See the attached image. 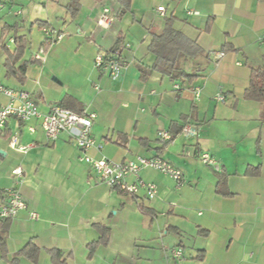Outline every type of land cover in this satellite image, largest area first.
Masks as SVG:
<instances>
[{
  "label": "crops",
  "instance_id": "obj_1",
  "mask_svg": "<svg viewBox=\"0 0 264 264\" xmlns=\"http://www.w3.org/2000/svg\"><path fill=\"white\" fill-rule=\"evenodd\" d=\"M71 1L0 0V84L33 93L45 114L66 97L74 99L70 110L96 113L92 135L101 149H92V158L127 162L160 157L180 169L187 183L179 188L169 176L145 169L140 177L157 186L155 199H149L145 190L136 196L120 193L96 184L91 165L81 160L67 134L49 140L39 120L18 127L11 119L0 131V204L5 192L14 188L28 210L0 224L7 247V260L0 255V264H11L30 242L41 249L37 264H52L48 254L52 249L62 251L68 264H264V103L244 98L251 70L264 67V0H151L154 21L161 20L159 29H147L148 39L143 29L127 35L138 45L130 69L118 81L94 68L99 50L113 49L126 39L115 24L110 29L97 25L103 8L118 1L81 0L78 18L61 29L51 27V18L64 12L62 20L68 17ZM188 10L199 14L189 16ZM170 16L176 19L175 29L210 59L206 72L193 83H174L156 72L142 77V70L154 62L147 51L151 37L162 32ZM41 25L63 33L62 41L66 33L76 40L64 48L74 54L75 74L84 77L81 92L62 94L53 104L44 95L36 98L49 60L48 47L45 62L33 58L44 44ZM16 38L26 48L15 64L17 70L25 67L22 77L5 66L3 47L13 52L16 45L10 40ZM228 45L240 51L225 52ZM218 52L224 57L215 64L211 56ZM186 67L191 71V65ZM177 84L180 90L175 89ZM8 102L0 95V108ZM174 124L189 126L194 134L185 135L182 129L174 136L178 129L172 128ZM18 131L20 143L31 146L27 154L10 147V138ZM160 131L172 134L173 142L162 143ZM203 155L214 165L205 164ZM17 169L22 170L21 177L13 174ZM30 212L38 219H30ZM99 227L110 230L109 241L89 258V245L102 235ZM179 249L183 255L175 257ZM17 264L33 263L19 258Z\"/></svg>",
  "mask_w": 264,
  "mask_h": 264
},
{
  "label": "built area",
  "instance_id": "obj_2",
  "mask_svg": "<svg viewBox=\"0 0 264 264\" xmlns=\"http://www.w3.org/2000/svg\"><path fill=\"white\" fill-rule=\"evenodd\" d=\"M2 8V6H0ZM158 12L165 13L164 7H158ZM22 12H18L21 15ZM189 16L198 15V12L188 10ZM117 19V15L105 7L99 16L97 25L102 29H110ZM44 44L38 52L33 54L35 60L46 61V48L52 45L59 44L63 36H56L53 29L47 27L43 29ZM264 43V35L261 39ZM14 44V39L10 40ZM130 50L129 45L123 44L121 47H115L108 51L99 50L95 56L94 68L103 77H107L112 81L122 79L128 72L131 62L125 57V51ZM212 61L217 64L223 59L224 53H213ZM97 91L100 86L95 87ZM176 90H180V86L175 85ZM0 95L9 99V102L0 108V131L7 128L11 119H15L18 127L22 123L32 120H39L45 136L49 140H57L62 134H67L73 141L76 148L81 153V160L91 165L96 174V184H101L109 187L112 190H117L120 193L136 196L141 190H145L147 197L151 200L158 195V188L154 183H146L141 177L142 170L151 169L156 172L169 176L174 180L177 187L181 188L187 183L184 173L161 159L160 157H138L134 161L114 162L106 157L94 159L89 152L92 149H101L92 135V129L97 114L94 112L76 113L70 109L64 108L61 105H55L51 108L48 114L42 113L34 100L33 93L26 90H14L0 84ZM200 90L197 89L196 96L199 97ZM223 100V98H219ZM34 131L33 129L31 130ZM185 135L194 134L191 127L186 126L182 131ZM20 133H14L9 141L10 147L19 153L27 154L31 149L29 145L20 143ZM159 140L164 143H172L173 137L166 131H160L158 134ZM205 164L214 165L213 160L208 155H203ZM14 175L22 176V170L17 169L13 172ZM134 177L136 183H129V179ZM28 210V204L23 198L21 192L17 189H9L5 192V199L0 204V223L3 221H11L18 218L20 213ZM30 219L37 220L38 215L35 212H30ZM175 257L183 255L182 250L174 251Z\"/></svg>",
  "mask_w": 264,
  "mask_h": 264
},
{
  "label": "trees",
  "instance_id": "obj_3",
  "mask_svg": "<svg viewBox=\"0 0 264 264\" xmlns=\"http://www.w3.org/2000/svg\"><path fill=\"white\" fill-rule=\"evenodd\" d=\"M12 1V0H10ZM81 0H72L67 5V14L72 21H74L81 11ZM98 3H102L108 0H93ZM119 4L118 18L129 12L132 8L133 0H117ZM177 1V0H169ZM66 22V21H65ZM176 19L172 16L166 18L164 29L159 34H153L148 45V53L154 56V62L150 67H145L142 70V77L145 79L150 72H156L163 77H168L172 82L177 83H193L200 78V75L206 72L209 64L208 55L200 48V46L184 35L182 32L175 29ZM42 28H47L46 25H41ZM212 26V21L208 23L207 30L209 31ZM56 36H60L63 33L54 30ZM16 49L11 52L8 48L3 47L6 54L7 60L5 66L9 73H21V77L25 75V67L17 70L15 64L24 56L25 45L21 38L14 39ZM223 50L226 51H237L231 45L225 46ZM187 65H191V71H187ZM244 98L249 102L264 103V67L258 69H252L250 75L249 87L245 91ZM72 97H66L60 104L62 107L70 109L68 104L73 102ZM79 113V112H78ZM82 113V112H81ZM174 124L172 128L177 127ZM178 128V127H177ZM182 127L178 128L173 133L175 136L182 131ZM172 135V134H171ZM172 135L173 139L175 138ZM168 145V144H167ZM258 171V169H257ZM252 172H249L251 174ZM255 174H258L257 172ZM220 184V183H219ZM223 183L221 182V185ZM220 187V185H219ZM226 196H230L227 194ZM9 221H3L5 224ZM0 223V224H1ZM102 235L100 240L89 245V258L95 254L97 248L100 245H105L109 241L110 230L105 227H99ZM201 234H206L205 231H201ZM41 249L38 248L33 242L26 245L21 251H19L14 259L11 260V264H17L19 258H26L33 264L39 262ZM51 257L52 264H68L64 258L62 251L58 249H52L48 251ZM0 255L1 258H7V247L4 237L0 234ZM204 258V255L199 259Z\"/></svg>",
  "mask_w": 264,
  "mask_h": 264
},
{
  "label": "rangeland",
  "instance_id": "obj_4",
  "mask_svg": "<svg viewBox=\"0 0 264 264\" xmlns=\"http://www.w3.org/2000/svg\"><path fill=\"white\" fill-rule=\"evenodd\" d=\"M106 6L110 10L114 11L115 15L119 12V4L116 2L114 4L111 2ZM153 8L154 5L151 0H134L131 10L122 15L120 18H117L114 22L115 25L113 24L114 29H123L124 36H126L125 41L117 43L115 47H121L123 46V44H125L126 46H130V50L125 51V57H127L129 62H131V65L133 63L135 56L134 52L136 51L138 44L136 43L137 41L134 42L131 40V38L127 39V35H131V37H133V29H143L145 31V34H147L148 39L149 29H159L158 25L161 20H158L157 23L154 21L156 18V14ZM60 12L63 13V10H60ZM178 14L183 18L184 15L181 12H179ZM64 15L65 12L62 14V16ZM62 16L59 18H57L56 16L54 18H51V27L55 29H61L65 26V21L67 22V24L71 23L72 20L70 19V17H65L64 21L62 20ZM59 19L62 21H58ZM39 35L41 38L44 37L43 33H40ZM68 41L76 42L74 38L71 39L70 35H67L66 33L61 44L52 45L47 48V58L49 60L48 63H45V66L47 68L44 73L43 80L39 83V87L36 90V98L39 99L38 96L44 95L46 101L52 102L53 104L59 102V98H61L60 96H62V94L74 95L78 94L77 92H81V87L82 85H84L82 78L84 77L82 75L75 74V71L73 69L74 54L70 50L64 48ZM31 53L30 51L27 52L29 57L31 56ZM148 56L153 57V55L150 53ZM42 102H44V100H42Z\"/></svg>",
  "mask_w": 264,
  "mask_h": 264
}]
</instances>
